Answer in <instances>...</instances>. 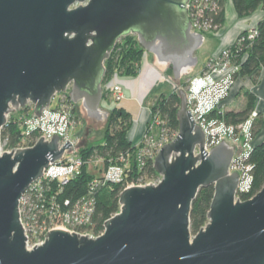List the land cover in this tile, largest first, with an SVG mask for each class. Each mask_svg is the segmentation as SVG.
Returning a JSON list of instances; mask_svg holds the SVG:
<instances>
[{"label":"water","instance_id":"95a60500","mask_svg":"<svg viewBox=\"0 0 264 264\" xmlns=\"http://www.w3.org/2000/svg\"><path fill=\"white\" fill-rule=\"evenodd\" d=\"M189 0H0V131L7 115L29 103L38 115L70 87L88 117L101 120L102 80L117 41L136 36L179 83L198 63L204 35L191 30ZM178 133L153 160L158 184L119 194V212L89 238L53 229L28 250L19 201L43 170L70 147L58 136L0 155V264H264V186L236 198L234 147L207 151L205 136L179 90ZM198 153L195 154V149ZM213 186L207 223L190 231L192 201Z\"/></svg>","mask_w":264,"mask_h":264},{"label":"built area","instance_id":"2783aa9c","mask_svg":"<svg viewBox=\"0 0 264 264\" xmlns=\"http://www.w3.org/2000/svg\"><path fill=\"white\" fill-rule=\"evenodd\" d=\"M217 1H188L187 12L192 31L203 34L207 31L218 29L217 26L213 25L210 17L217 9ZM246 31V37L249 40L253 39L256 30L252 27ZM222 53L225 55L226 51ZM218 58L208 61L199 75L188 79L186 105L192 114L195 124L199 125L204 132V148L206 150L218 145L221 140L225 139L221 138L225 135L232 139L237 136L236 134H240L244 139L246 151L239 156L234 151L230 167V172L237 171L239 175L236 195V198L239 199L238 194L248 193L251 189L252 177L249 174V167L243 166L242 163L248 157V153L253 147L254 137L251 134V127L259 111L254 109L248 119L237 127V132L234 126L225 124L223 120L212 116L216 109L219 111L223 107L234 81L233 74L237 70L233 65L222 63V56ZM114 94L117 99L121 97V89L117 85L114 86ZM30 107L34 109L31 103L25 108ZM16 111L7 115L5 125L13 121L19 127L25 126V135L28 137L21 134L14 145H10L7 142V138L0 139V155L4 154V152L11 153L12 150L14 152L17 149L32 147L40 137H43L45 141H50L53 134L58 136L59 147H62L66 141L70 144L72 143L69 150H66L59 160L49 163L43 170L42 176L30 184L19 201L20 220L26 236V248L28 250L33 249L35 245H42L46 239L45 235L53 229H63L89 238L100 236L103 232L94 233L89 228V225L91 224L95 209L96 199L94 192L103 186L104 183H124L123 189H125L147 184L156 185L160 181H144L141 177L137 179V182L125 181V177L128 176V174L127 176L125 174L128 173L126 161L128 157L127 154L121 153L115 163L109 164L106 168L103 167L102 170L98 169V172L95 173V177L90 183V190L86 194L73 200L69 198L59 200L58 197L60 196L62 187L80 173L84 164L82 157L73 152L74 146L70 133L74 132L78 125L79 114L76 112L75 103L70 99L68 88L64 92L57 93L55 103L43 108L39 116L35 115L33 111L32 114L21 121L16 117ZM208 116L211 117L206 121L205 118ZM173 134L167 133L163 135L161 143L158 146L161 148L164 144L172 141L176 137ZM153 156L152 152L148 153L147 151L140 150L137 162L142 166L146 158H153Z\"/></svg>","mask_w":264,"mask_h":264},{"label":"trees","instance_id":"16d2710c","mask_svg":"<svg viewBox=\"0 0 264 264\" xmlns=\"http://www.w3.org/2000/svg\"><path fill=\"white\" fill-rule=\"evenodd\" d=\"M217 2V9L210 17L213 25L219 28L224 21L225 0H218ZM232 4L236 14L240 18L247 17L257 10L264 11V0H232ZM252 27L256 30L253 39L243 44L235 42L229 48L234 53L233 59L238 61L239 64L238 70L233 74L234 80L252 76L253 83H257L259 71L264 69V15L253 26L247 29ZM124 44L120 45L116 43L109 58L105 61L106 71L103 83L107 82L115 71L124 72L126 75H134L139 70L143 49H141L134 36L124 37ZM244 95L246 103L242 109H227L222 113L215 112L212 116L222 119L225 124L234 126L237 132V127L244 123L254 110V94L247 91ZM161 96L157 101L158 103L153 106V110L159 114L160 119L164 122L167 133H176L179 127L177 118L180 108L179 93L172 91L169 94ZM27 110L28 108L20 109L21 112H26ZM131 122L132 118L128 111L123 107H113L103 131L102 142L81 149L80 154L83 156L99 155L104 167L115 163L121 153L127 154L133 150V143L127 136V130ZM263 129L264 119L261 112H258V117L252 125V136L255 138ZM20 135L19 128L13 121L4 125L0 131V139L3 140L8 136L10 145H14ZM244 163L249 167L252 182L248 193L238 194L240 200H247L253 197L264 186V142L257 143L251 148ZM127 174L128 176L125 177V181L127 182H137L139 177L143 178L144 181L151 180L157 175L153 167V158H146L142 166L138 162L132 161ZM94 177L95 174L93 172L89 171L86 166H82L80 173L62 187V191L58 197L59 200L65 198L73 200L83 196L90 190L89 186ZM123 187L121 183H115L110 186H101L95 190V209L91 224L89 225V228L94 233L103 232L105 221L119 212L120 205L118 200ZM213 193V186L201 187L192 201L190 210V231L192 234L197 233L207 223V213Z\"/></svg>","mask_w":264,"mask_h":264},{"label":"rangeland","instance_id":"374dc122","mask_svg":"<svg viewBox=\"0 0 264 264\" xmlns=\"http://www.w3.org/2000/svg\"><path fill=\"white\" fill-rule=\"evenodd\" d=\"M219 28L215 31H207L206 33H203L205 38L204 43L202 47L197 52L194 53V55H196L198 58V63L195 66L192 74L183 76L179 83L174 77L172 67L170 65L159 66L152 55L142 50L141 61L139 63V68H138L139 70L137 71L136 74L126 75L124 74V72L121 73L119 71H115L112 77L107 82L103 83L102 80V84H101L102 99L99 104V109L102 111L104 110V112L108 113V117L106 119L101 120V118H99L96 120L90 118L88 117L86 112L83 111V109L81 110V103L75 104L76 112L79 114L78 125L75 128V131L74 132L72 131L70 135L72 137V142L74 146L73 152L74 154H78L82 157V161L84 163L83 166H86L87 169L93 172L94 174L98 172V169L102 170V168L104 167L103 161L99 155L83 156L80 154V151L83 148L90 147L92 145H96L102 142L103 131L107 125L111 113V109L113 107H123L126 111L129 112L132 118L131 125L127 130L128 139L133 143L132 152L127 153L128 160L126 161L128 164V168L130 167L132 161L137 162V156L140 150L147 151L148 153L152 152L154 154L153 156V160H154V157L157 155L158 151L160 150V147L158 145L161 143L163 135L167 134V130H165L166 126L164 125V122L160 119L159 114H157V112L153 110V106L158 103L157 101L159 98L162 97L161 95L169 94L172 91H176L177 93H179V90L181 89V91L185 92V96H187L188 79L191 78V75L197 74L198 71L203 66H205V64L211 59H219L218 57L222 56L223 57L222 63L233 65L237 68V70L239 68L238 61H235L233 59L234 53L230 49L231 48L230 46H227L223 49H220L218 52L216 51L213 53V51L216 49L217 45L219 44V41L216 38ZM246 30L247 29L241 31V33L236 38L235 42H237L238 44H243L244 42L249 41V39L246 37V32H247ZM134 38L136 37L134 36ZM117 43H119L120 45H125L124 37L120 38L117 41ZM224 51H226L225 55H223L222 53ZM145 64H150L151 67H153L159 74H161L163 78L162 79L156 78L152 80L151 78L152 76L149 74V72L145 73V70H143L145 69L144 67ZM132 84H135L136 89L134 91L128 89L129 87L132 88ZM115 85L119 86L121 89V94H120L121 97L119 99H117L116 95L114 94ZM232 86L230 87L229 95L231 93ZM125 88H127L126 91ZM68 91L70 93L69 87H68ZM236 98L237 100H235L233 104L227 108L228 110L242 108L244 103V98L242 96L241 97L237 96ZM56 99H57V93H55V95L52 96L49 105L55 103ZM224 110L226 109L222 107L219 111L216 109L214 113L215 112L222 113ZM33 111L34 109L31 107L28 108L26 112H21L19 109L15 112V115L16 117H18V120L22 121L25 117L32 114ZM261 115L263 116L264 119V111L261 112ZM210 117L211 116L205 118L206 121H208V118ZM142 122H143V126H141ZM16 125L19 128L20 133L28 137L27 135H25V130H24L25 126L22 125L19 127L17 123ZM177 133L178 132L174 133L173 135L176 136ZM236 135L237 136L233 137L232 139H230L229 136L227 135L221 138H225L223 139V141L233 146L236 155L239 156L242 153H245L246 147L244 146V142H243L244 139L240 136V134H236ZM5 138L8 139L7 142L10 141L8 136H6ZM255 143L256 141L253 139L252 145L254 146ZM194 153L195 154L198 153L197 147ZM242 164L243 166L247 167V164H245L244 162ZM125 174L127 176V173ZM160 179L161 176L157 174L151 180L156 182ZM107 185L110 186L112 185V183H104L103 186H107ZM121 185L124 186L123 183H121Z\"/></svg>","mask_w":264,"mask_h":264},{"label":"crops","instance_id":"0c3cea01","mask_svg":"<svg viewBox=\"0 0 264 264\" xmlns=\"http://www.w3.org/2000/svg\"><path fill=\"white\" fill-rule=\"evenodd\" d=\"M224 13H225L224 21L222 25L220 26L218 33L216 35V38L218 39L219 44L217 45L213 53L216 51L218 52L220 49H223L227 46L233 45L236 38L241 33V31L247 29L248 27L253 26L264 15L263 10H257L256 12H254L253 14L247 17L240 18L238 17V15L236 14L234 10L232 0H225ZM144 67L145 69L143 70H145V73L146 72L150 73L151 69L153 68L151 67L150 64H145ZM204 67L205 66H203L198 71V73L194 75H199L200 72L204 69ZM192 72L190 74H192ZM152 80H154L153 77H152ZM128 89L134 91L136 89L135 84H132V88L129 87ZM126 90L127 88H125V91ZM247 91L252 92L255 96L254 109L258 110L259 112H262L264 108V69L259 71L257 83H253L252 76H246L243 78L236 79L233 83L230 95L224 101L223 107L227 110V108L230 107L235 100H237L236 98L237 96H240V97L242 96L244 98V103L242 106L243 108L246 103V97L244 93ZM254 140L256 141L255 144H257L258 142L260 143L264 141V129L254 138Z\"/></svg>","mask_w":264,"mask_h":264},{"label":"bare ground","instance_id":"6f19581e","mask_svg":"<svg viewBox=\"0 0 264 264\" xmlns=\"http://www.w3.org/2000/svg\"><path fill=\"white\" fill-rule=\"evenodd\" d=\"M149 74L152 75L153 79H156V78H157V79H162V78H163L162 75L159 74L154 68L151 69V71H150ZM152 77H151V78H152ZM143 120H144V119H143ZM143 120H142V121H143ZM143 122H144V121H143ZM143 122H142L141 126H143ZM141 128H142V127H141ZM69 148H70V147H69ZM69 148L66 149V150H69ZM66 150H65V151H66ZM65 151H64V152H65Z\"/></svg>","mask_w":264,"mask_h":264},{"label":"flooded vegetation","instance_id":"af4514ba","mask_svg":"<svg viewBox=\"0 0 264 264\" xmlns=\"http://www.w3.org/2000/svg\"><path fill=\"white\" fill-rule=\"evenodd\" d=\"M129 36H134V35H129ZM136 37V36H135ZM137 40V39H136ZM138 42V41H137ZM151 55V54H150ZM69 90H70V87H69ZM78 103H81V102H78ZM83 108H82V106H81V110H82ZM83 111H85L84 109H83Z\"/></svg>","mask_w":264,"mask_h":264}]
</instances>
